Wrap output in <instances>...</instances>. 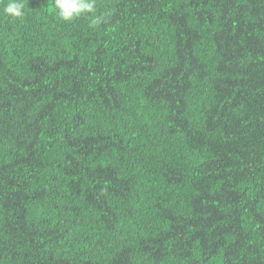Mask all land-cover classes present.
<instances>
[{"label": "trees", "instance_id": "16d2710c", "mask_svg": "<svg viewBox=\"0 0 264 264\" xmlns=\"http://www.w3.org/2000/svg\"><path fill=\"white\" fill-rule=\"evenodd\" d=\"M0 0V264H264V0Z\"/></svg>", "mask_w": 264, "mask_h": 264}, {"label": "clouds", "instance_id": "9594fccd", "mask_svg": "<svg viewBox=\"0 0 264 264\" xmlns=\"http://www.w3.org/2000/svg\"><path fill=\"white\" fill-rule=\"evenodd\" d=\"M54 10L64 22H71L82 15H92L96 24L105 22V16L96 15V0H54ZM2 12L12 18H21L24 15L23 0H7Z\"/></svg>", "mask_w": 264, "mask_h": 264}]
</instances>
